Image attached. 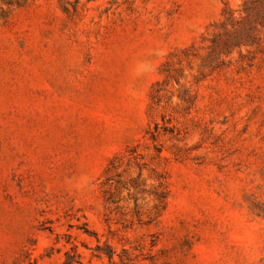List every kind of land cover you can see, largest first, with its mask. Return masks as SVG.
Segmentation results:
<instances>
[{
	"label": "rangeland",
	"instance_id": "1",
	"mask_svg": "<svg viewBox=\"0 0 264 264\" xmlns=\"http://www.w3.org/2000/svg\"><path fill=\"white\" fill-rule=\"evenodd\" d=\"M109 247L264 264V0H0V264Z\"/></svg>",
	"mask_w": 264,
	"mask_h": 264
},
{
	"label": "trees",
	"instance_id": "2",
	"mask_svg": "<svg viewBox=\"0 0 264 264\" xmlns=\"http://www.w3.org/2000/svg\"><path fill=\"white\" fill-rule=\"evenodd\" d=\"M160 187H162V190H161V193L159 195V200L161 203H166V199L168 197V191H167V186L164 185L163 183L160 184ZM108 251L109 252H106L107 254V257L110 261V264H116V262L114 261L113 259V255H114V251L109 247L108 248ZM74 258L69 254V253H66V259L65 261L62 263V264H74ZM77 262L79 264H83L81 261L77 260Z\"/></svg>",
	"mask_w": 264,
	"mask_h": 264
}]
</instances>
